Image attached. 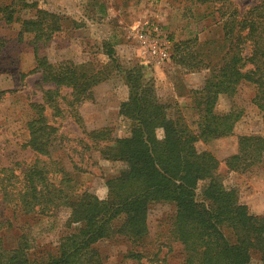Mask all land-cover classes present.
Wrapping results in <instances>:
<instances>
[{
  "label": "trees",
  "instance_id": "obj_1",
  "mask_svg": "<svg viewBox=\"0 0 264 264\" xmlns=\"http://www.w3.org/2000/svg\"><path fill=\"white\" fill-rule=\"evenodd\" d=\"M191 1L221 2L220 11L233 0ZM22 8H33L35 13L30 18L15 17ZM0 13L6 24L19 23V35L32 34L35 43L50 41L62 29L64 18L25 0H10ZM220 19L226 50L219 61L213 62L208 51L199 50L197 36L175 42L170 56L181 69L207 70L202 87L196 91L198 118L194 127L181 115H171L160 101L155 83L145 80L142 66L123 68L107 47L106 54L122 73L128 89L119 114L131 121V129L128 136L114 139L109 128L87 132L93 140L114 141L101 154L123 165L118 174L106 179L104 198L79 190L64 166L51 159L63 137L46 114V106L51 107L54 117H62L65 110L53 103L63 97L60 90L68 88L67 110L82 124L78 107L94 100V87L111 74L105 68L72 60L51 63L35 53V67L23 77L39 72L41 82L54 88L44 91L42 103H30L24 146L35 154L34 161L18 167L19 171L0 167V195L24 214L51 217L69 209L67 232L52 253L36 256L27 233L20 235L14 247L5 245L2 232L6 222L0 215V264H104L96 244L115 235L141 244L150 232V207L158 202L174 205L170 233L182 245V264H264V216L252 214L238 202L236 190L219 183L215 178L219 161L211 152L196 147L199 141L233 133L242 112L235 108L216 112L215 104L219 95H233L243 81L256 88L252 102L261 113L264 131V0L242 15L220 12ZM2 46L0 38V49ZM258 164L264 168V135L240 136L237 153L225 159L229 170L239 172ZM72 168L78 170L74 163ZM127 257L139 261L143 253L131 250Z\"/></svg>",
  "mask_w": 264,
  "mask_h": 264
},
{
  "label": "rangeland",
  "instance_id": "obj_2",
  "mask_svg": "<svg viewBox=\"0 0 264 264\" xmlns=\"http://www.w3.org/2000/svg\"><path fill=\"white\" fill-rule=\"evenodd\" d=\"M25 1L64 18L62 29L50 41L35 43L32 34L19 35L18 22L6 24L0 13L3 40L0 49V167L10 166L19 171L18 167L23 168L35 159V154L24 146L25 123L31 117L30 103H42L44 91L54 88L41 82L39 72L23 77L35 67V53L51 63L72 60L95 69L105 68L110 77L94 87V100L78 107L82 124L67 110L68 88L60 90L65 98L57 97L53 103L65 110L62 117H54L51 107L46 106V114L63 137L51 159L64 166L79 190L86 189L104 198L106 179L118 174L123 165L117 160L104 159L101 154V150L110 148L114 141H96L87 132L109 128L114 139L128 136L131 129V121L119 114V105L127 98L128 89L122 73L108 58L107 47L114 51L123 68L142 66L145 80L155 83L156 93L171 115H181L194 127L198 118L196 91L202 87L207 70L188 71L174 65L170 59L173 44L197 36L199 50L208 51L213 62L219 61L226 50L220 12L242 15L258 0H233L220 11L221 2L196 4L191 0ZM9 2L0 0V8ZM34 13L33 8H22L15 17L30 18ZM139 33H143L145 41L139 39ZM161 52L166 56L161 57ZM255 92L253 84L243 81L233 95H219L215 111L228 112L235 108L242 112L241 117L231 135L209 142L199 141L196 147L211 152L219 161L215 174L219 183L236 190L238 202L245 204L252 214L264 216L263 165L240 172L225 166V159L237 153L240 136L264 135L261 113L252 102ZM73 163L78 170H73ZM174 211L171 203L153 204L148 213L149 236L139 245L120 235L98 242L96 247L104 264H182V245L170 233ZM68 214L67 208L51 217L24 214L6 204L0 195V215L6 222L2 232L5 245L14 247L20 235L27 233L32 242L31 252L36 256L55 250L58 239L67 232ZM131 250L141 251L143 257L139 261L128 258Z\"/></svg>",
  "mask_w": 264,
  "mask_h": 264
},
{
  "label": "built area",
  "instance_id": "obj_3",
  "mask_svg": "<svg viewBox=\"0 0 264 264\" xmlns=\"http://www.w3.org/2000/svg\"><path fill=\"white\" fill-rule=\"evenodd\" d=\"M138 37H139V39L142 40V39L144 38L143 33H139ZM142 41H145V39H143ZM153 46H154V47H153V49H152V52L155 53V52H156V51H155V45H153ZM160 55H161V57H165V56H166L165 52H161Z\"/></svg>",
  "mask_w": 264,
  "mask_h": 264
}]
</instances>
